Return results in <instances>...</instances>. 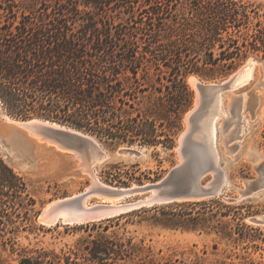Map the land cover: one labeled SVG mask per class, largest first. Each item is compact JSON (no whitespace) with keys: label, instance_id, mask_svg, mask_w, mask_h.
Instances as JSON below:
<instances>
[{"label":"trees","instance_id":"trees-1","mask_svg":"<svg viewBox=\"0 0 264 264\" xmlns=\"http://www.w3.org/2000/svg\"><path fill=\"white\" fill-rule=\"evenodd\" d=\"M179 1L1 0L0 101L6 112L72 126L107 146L140 143L173 149L179 115L193 104L186 76L216 79L219 74L211 70L222 69L225 76L251 53L264 58V13L252 4L188 0L179 15ZM193 16L197 23L191 22ZM170 23L183 25L179 46L173 39L162 42ZM189 28L198 30L191 34ZM173 55L179 56V67L168 63ZM160 62L171 70L154 81L149 68L160 69ZM215 202L184 204L208 210ZM35 204L26 178L0 156V245L17 250L16 218L28 217ZM230 209L221 216H229ZM222 222L224 234L243 238L240 222L234 231ZM86 249L94 264H119L130 253L124 243L108 237L93 240ZM46 257L45 251L37 257L22 253L19 264H62L58 256L54 261Z\"/></svg>","mask_w":264,"mask_h":264},{"label":"rangeland","instance_id":"rangeland-1","mask_svg":"<svg viewBox=\"0 0 264 264\" xmlns=\"http://www.w3.org/2000/svg\"><path fill=\"white\" fill-rule=\"evenodd\" d=\"M15 1L20 4L28 2V0ZM243 1L252 4L251 8L259 11L260 14L264 13V0ZM187 2L188 0L178 2L179 15L185 11L184 5L187 6ZM198 20L197 16H193L191 22L197 23ZM182 27V24L170 23L162 32V42L167 43L173 39L179 46V33L183 31ZM195 30L198 28H189L187 32L193 34ZM173 56V58L167 57L168 63L179 67L176 65L179 64V56ZM251 59L258 62L250 70L253 73L250 81L231 89V92L229 90L226 91L227 93L224 92L225 111L227 105L233 102L232 95L240 98V95L246 94L244 117L247 118L248 126L243 127V132L246 130L243 138H229L227 143L224 134L221 131L219 133L224 160L222 162L225 167L227 166V173L234 186L220 196L205 199L217 200L210 204V209L207 210L202 205L192 206L184 204L185 202H173L154 205L156 208L144 206L145 211H137L139 208L128 210L118 214L123 215L120 218L113 216L81 224L60 222L49 225L41 218V212L46 204L84 191L91 183L92 176L83 170L80 159L74 153L58 149L53 145L43 144L33 155L23 156V151H18L16 155L18 158L14 160L7 159L0 150V156L5 162L26 178L29 190L36 200L34 210L28 217L16 218L18 222L15 223L17 228L14 236L17 250L13 252L9 244L0 245V264H19L22 253L37 257L43 251L47 252L46 258L50 261H54L58 256L62 264H94L90 260L86 246L92 245L93 240L106 237L124 243L130 249L129 255L124 260H119V264H264V222L258 221V218L264 216V58L262 54L251 53L225 76L219 73L222 69L211 70L219 74L216 79L204 78L197 73L186 76V83L193 92V104L186 112L179 115V133L173 149L162 145L140 143L107 146L94 136L109 155L103 161L97 162L94 169L101 181L119 187L143 185L165 176L180 161L179 138L186 128L185 116L195 105L197 89L191 84L190 77L195 76L204 83H220L249 63ZM149 70L151 79L155 81L159 74L168 76L171 69L164 65V62H160V69H156V65L152 64ZM163 82L169 83L166 79H163ZM181 101L179 95V108ZM0 103L4 112L0 115V135H2L11 121L22 119L10 116L1 101ZM223 117L224 115L218 116V119L221 121ZM129 149H133L134 153H130ZM255 156L259 158L260 164L254 161ZM24 160L25 163H21ZM119 180L127 181V184ZM253 181L258 185L256 194L240 199V192L248 189ZM150 194L146 192L126 196L119 202H137L146 199ZM104 200L107 199L92 196L88 202L95 204ZM224 204L231 206V209ZM229 209L231 210L229 216H221V213ZM203 216L207 218H201ZM223 220L229 222L233 231L237 230V223L240 222L243 225L241 228L243 238H240L239 233H233L232 236L228 233L224 234L226 224L222 222ZM104 226H108L109 229L104 230ZM129 241L133 243L132 248Z\"/></svg>","mask_w":264,"mask_h":264},{"label":"water","instance_id":"water-1","mask_svg":"<svg viewBox=\"0 0 264 264\" xmlns=\"http://www.w3.org/2000/svg\"><path fill=\"white\" fill-rule=\"evenodd\" d=\"M251 61L220 83L200 81L197 83L198 100H195V104H197L187 112L185 116V118L187 117L186 128L179 138L180 161L165 176L154 182L130 187L113 186L99 180L92 184L91 181L84 191L47 203L41 212V217L44 212L47 216H52L53 225L64 223L65 220L66 224H81L110 218L125 212L112 211L109 207L97 204L86 206V200L92 196L126 197L139 193H152L146 200L137 201V205L134 204L135 206L129 209L132 210L157 204L205 200L220 196L233 187L234 183L227 173V166L225 167L223 162L217 164L213 156H201L200 154V150L207 147L202 122L209 112L212 94L229 90L233 86L239 70L249 64L252 65L253 62H258L255 59ZM0 111L3 112L1 103ZM43 144L57 146L58 149L72 152L75 155L79 154L83 157L80 159L77 156L80 162L90 161L92 163L96 161L97 163L109 157L93 135L46 118L16 120L14 123L8 124L4 133L0 135V150L3 156L9 160L18 158L11 155L13 153L17 155L19 149L23 151V156L33 155L35 150ZM129 152L134 153V150L129 149ZM25 160L21 163H25ZM254 161L261 163L257 156L254 157ZM257 186L254 181L251 182L248 189L240 192L239 198L256 194ZM258 221L264 222V216L258 218Z\"/></svg>","mask_w":264,"mask_h":264},{"label":"bare ground","instance_id":"bare-ground-1","mask_svg":"<svg viewBox=\"0 0 264 264\" xmlns=\"http://www.w3.org/2000/svg\"><path fill=\"white\" fill-rule=\"evenodd\" d=\"M252 60V59H251ZM250 60L249 63L252 61ZM257 62H253L252 65H247L243 67L239 72L237 73V76L234 80L233 86L229 89L231 92V89L238 87L241 84H245L246 82L250 81V78L252 77V72L250 70L256 65ZM190 82L197 88V83L199 82L198 78L195 76L190 77ZM228 91V90H226ZM226 91H218L212 94V102L211 106L209 108V112L207 116L204 118L202 122V129L206 134V142H207V147L205 149H201L200 154L201 156H213L217 164L222 163L223 157L221 154V147L219 143V133L220 131L224 134L225 136V142H228V139L231 138H243L244 137V126H248L247 123V118L244 117V108L246 102V94L240 95V98L236 95H232V101L230 102L227 106V111H225L224 105H225V93ZM227 93V92H226ZM232 94V93H231ZM198 96L196 97V101ZM197 104V103H196ZM195 104V105H196ZM1 112V111H0ZM1 115L4 113L1 112ZM224 115L223 119L220 121L218 119V116ZM6 116V115H5ZM7 117V116H6ZM187 119V117H186ZM16 120L11 121V123H14ZM245 128V129H246ZM223 136V137H224ZM224 140V138H223ZM225 144V143H224ZM57 147V146H56ZM58 148V147H57ZM22 152V150H17V152ZM224 153V152H223ZM11 156H16L15 153H13ZM79 157L80 159H83L79 154L76 155V157ZM97 160V159H96ZM94 162H80V165L84 167V171L89 173L92 176V184L96 183L98 180L101 181L94 169ZM226 164V162H225ZM152 194V193H151ZM125 196H118V197H105L107 200H104L102 203H95L97 205H103L106 207L111 208L112 211H126L129 210L130 208L134 207L137 205V202L133 203H121L119 202L122 198ZM148 198V197H147ZM146 198V199H147ZM145 199V200H146ZM89 199L86 200V206H93L94 204H89ZM135 204V205H134ZM42 220L49 225H53L52 221V216H47L46 213L44 212L42 215ZM67 218V216H66ZM67 221L65 220L64 223ZM73 224V223H71Z\"/></svg>","mask_w":264,"mask_h":264}]
</instances>
